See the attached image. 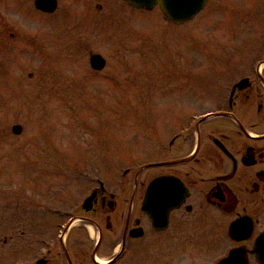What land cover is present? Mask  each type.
I'll return each instance as SVG.
<instances>
[{
  "label": "flooded vegetation",
  "instance_id": "obj_1",
  "mask_svg": "<svg viewBox=\"0 0 264 264\" xmlns=\"http://www.w3.org/2000/svg\"><path fill=\"white\" fill-rule=\"evenodd\" d=\"M207 4L190 20L164 21L185 25ZM198 42L190 54L169 47L170 121H148L144 151V135L120 146L147 159L120 166L115 181L88 167L76 182L73 162L61 161L76 153L74 121L67 133L59 121L33 133L22 121L0 129L2 148L21 158L19 182L16 168L0 165V264H264V32L247 39L241 62ZM91 52L90 69L102 70L106 60L93 69ZM236 63L238 75L222 82Z\"/></svg>",
  "mask_w": 264,
  "mask_h": 264
},
{
  "label": "rangeland",
  "instance_id": "obj_2",
  "mask_svg": "<svg viewBox=\"0 0 264 264\" xmlns=\"http://www.w3.org/2000/svg\"><path fill=\"white\" fill-rule=\"evenodd\" d=\"M57 1L55 11L45 14L36 11L33 0H0V31H6L0 34V129L22 121L26 133H33L41 123L59 121L67 133L74 121L76 153L61 161L73 162L76 182L83 181L78 172L88 167H99L105 179L115 181L120 166L146 161V156L123 153L120 146L132 148L131 139L144 135L142 152L148 121H170L162 105L169 47L185 44L190 54L193 43L211 39L198 43L212 52L234 53L241 62L247 39L264 32L263 0H208L185 25L167 23L158 8L136 9L122 0ZM10 31L16 36L10 37ZM89 51L105 58L102 70L90 69ZM238 64L222 82L238 75ZM2 145L0 165L16 168L12 180L19 182V152L11 154ZM43 161L55 163L46 154ZM60 173L67 175V170Z\"/></svg>",
  "mask_w": 264,
  "mask_h": 264
},
{
  "label": "water",
  "instance_id": "obj_3",
  "mask_svg": "<svg viewBox=\"0 0 264 264\" xmlns=\"http://www.w3.org/2000/svg\"><path fill=\"white\" fill-rule=\"evenodd\" d=\"M130 5L137 8L150 10L158 5L165 18L174 22H183L189 20L195 15L207 0H125ZM35 8L44 11L52 12L55 10L57 0H34ZM89 63L93 69L99 70L105 64V59L97 52H91L89 55ZM20 126L14 125L13 130L19 132Z\"/></svg>",
  "mask_w": 264,
  "mask_h": 264
}]
</instances>
